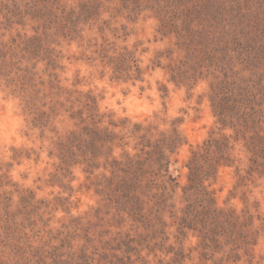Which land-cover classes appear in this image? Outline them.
<instances>
[{
    "label": "rangeland",
    "instance_id": "rangeland-1",
    "mask_svg": "<svg viewBox=\"0 0 264 264\" xmlns=\"http://www.w3.org/2000/svg\"><path fill=\"white\" fill-rule=\"evenodd\" d=\"M82 4L96 10L88 15ZM72 10L80 17L76 32L67 18ZM187 12L197 31V48L213 53L214 59L188 51L181 24ZM34 39L48 48L41 58L54 50L63 86L91 92L102 113L129 121L122 132L129 145L116 148L117 156L135 153L137 141L130 131L136 123L165 133L178 128L184 144L171 165L178 186L139 192L140 206H123L127 201L122 198L102 194L103 170L89 175L74 166L67 171L54 155V142L75 128L73 121L64 115L56 120L55 131L31 129L21 99L0 79V174L32 192L37 207L22 223L26 254L0 238V264H54V254L61 264H83V255L89 264H264V158L248 151L243 134L222 128L211 102L214 87L225 80L248 88L264 135V0H0V50L14 56V62L21 60L15 68L37 63L39 58L25 53ZM103 49L134 52L140 80L115 79L111 67L102 63ZM178 65L194 74L191 87L170 82L171 68ZM45 68L44 62L37 66L48 80ZM244 132L254 134L253 129ZM222 135L232 138L235 164L221 167L206 185L217 208L235 210L244 219L252 215L254 221L250 245L235 246L236 263L228 262L232 246L214 249L200 232L201 224L194 223L197 230H191L182 222L189 203L184 198L187 165L211 136ZM38 247L44 250L42 262L34 256Z\"/></svg>",
    "mask_w": 264,
    "mask_h": 264
},
{
    "label": "trees",
    "instance_id": "trees-1",
    "mask_svg": "<svg viewBox=\"0 0 264 264\" xmlns=\"http://www.w3.org/2000/svg\"><path fill=\"white\" fill-rule=\"evenodd\" d=\"M80 7L88 15L96 10V7H89L86 4ZM188 13L182 14L181 22L188 34L189 40L186 44L188 51L193 54L196 51L201 53L203 58L214 59L213 53L206 51L205 48H197L195 44L197 31L193 28L192 17ZM67 18L74 27L72 31L76 32L80 17H76L72 10ZM198 38L201 39V36ZM47 49L38 39H34L31 46L25 48V53L39 58L37 63L33 67L16 68L21 60L14 62V56L8 58L7 53L0 50V79H4L7 86L12 87L21 99L24 110L30 117L31 129L40 130L42 134L47 130L55 131L56 120L64 115L73 121L75 128L66 136H59L54 142L56 147L54 155L59 158L64 169L68 171L74 166H82L84 173L89 175L103 170L105 185L102 186V194L108 192L115 200L122 198L127 201L123 202V206H129L131 202L134 206L135 204L140 206L141 197L138 193L143 194L145 189L156 187L166 190L167 184L172 188L178 186L176 178L171 174L172 156L184 144V138L178 128L175 127L165 133L158 132L157 128L144 127L143 124L136 123L130 131V137L137 141L135 153L124 151L120 157L117 156L116 148L125 149L129 145L125 143L127 133L122 134L129 129V121H116L112 114L102 113L98 99L91 92L72 91L63 86L57 73L58 57L54 50L48 51L49 56L46 58L40 57V52ZM102 51V63L111 67L115 79L140 80V60L136 58L134 52L127 49L113 54L109 53L110 50ZM40 62L45 63L48 80L39 75L37 66ZM195 67L190 66V69L196 72ZM193 75L184 65H178L176 69L171 68L170 82L178 87H191ZM211 102L222 128H231L237 134H243L244 146L248 151L255 157L264 158V135L261 128H257V111L253 107L255 100L251 91L237 82L225 80L221 85L214 87ZM245 129H253V136H248L244 132ZM235 149L230 136H211L201 148L193 152L187 165L190 171L189 185L184 190V198L189 203L185 211L186 217L182 218L183 225L188 229L197 230L193 224H201L200 232L204 233L210 243L209 246L220 251H224L223 246H232L234 249L238 244L249 246V236L253 234L252 215L244 219L235 210L217 208L213 193L209 190L210 186L206 185L211 179L217 178L221 167L235 164ZM2 169L3 166L0 167V171ZM158 180H161V185ZM9 186H14L15 190L8 189ZM15 196L19 197L17 202ZM34 201L32 192H26L18 185L11 184L7 173L0 174V238L8 243H14L13 246L21 255L26 254L25 243L21 241L22 236L26 235L22 223L29 221L31 210L37 208ZM15 204L18 207L14 209ZM192 212L196 214L189 219ZM233 248L228 252L229 263L239 261L236 258L238 255L236 249ZM54 255V264L63 263L58 259V255ZM34 256L41 262L45 260L41 247L37 248ZM81 260L89 264L86 255H83Z\"/></svg>",
    "mask_w": 264,
    "mask_h": 264
}]
</instances>
